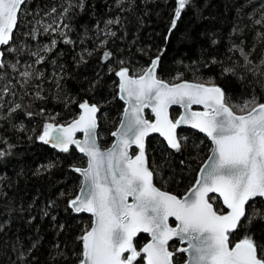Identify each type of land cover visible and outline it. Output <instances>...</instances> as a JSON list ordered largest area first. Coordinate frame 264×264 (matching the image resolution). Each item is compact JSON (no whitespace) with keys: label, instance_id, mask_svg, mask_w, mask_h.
I'll list each match as a JSON object with an SVG mask.
<instances>
[{"label":"trees","instance_id":"1","mask_svg":"<svg viewBox=\"0 0 264 264\" xmlns=\"http://www.w3.org/2000/svg\"><path fill=\"white\" fill-rule=\"evenodd\" d=\"M71 3L74 7L65 13L69 0H26L13 38L2 50L6 67L0 68V151L8 154L0 158V264H21L14 245L27 250L34 242L24 264H78V237L91 226V218L75 214L68 202L81 186L73 169L86 160L74 147L58 152L37 137L45 123L66 125L75 120L79 104L88 101L99 108V144L109 146L124 108L115 75L121 67L139 75L159 57L156 75L165 82L214 84L226 93L230 105H243L252 97L264 103V0H189L175 28L177 0ZM110 19L119 23L109 25ZM46 45L50 51H42ZM36 52L44 57L41 63L32 55ZM104 52L111 56L105 59ZM17 61L14 71L10 65ZM23 71L33 74L28 83L19 75ZM6 86L10 91H4ZM16 104L21 109L9 114ZM145 114L152 119L148 110ZM179 114L178 108L170 110L173 120ZM177 137L180 151L158 136L149 137L146 156L154 184L180 197L196 181L211 144L191 129H179ZM214 207L225 213L218 198ZM253 208L264 213V201L246 205L249 214ZM245 235L264 246V220L256 219L230 239L235 243ZM147 240L139 234L134 242L139 249ZM178 248V242L169 246L173 252ZM184 261V253L176 252L174 263Z\"/></svg>","mask_w":264,"mask_h":264},{"label":"snow or ice","instance_id":"2","mask_svg":"<svg viewBox=\"0 0 264 264\" xmlns=\"http://www.w3.org/2000/svg\"><path fill=\"white\" fill-rule=\"evenodd\" d=\"M188 2L177 0L172 28L176 27ZM24 3L25 0H0V45H9L12 40L18 12ZM72 7L69 0L64 12ZM113 23L119 21H107L109 25ZM64 42L72 41L65 39ZM51 44L55 46L56 41ZM50 50L47 45L42 49ZM241 54L246 63H251L246 53ZM32 55L37 58L36 63L44 60L40 52ZM3 56L0 52V68L6 67ZM103 56L107 59L111 53L104 52ZM18 63L10 67L18 71ZM158 64L159 57L139 75H130L127 67L115 72L119 78L120 99L126 100L128 107L120 127L112 133L117 142L111 148L102 150L97 142L99 108L88 101L79 104L82 113L77 119L66 126L45 123L37 137L64 153L74 145L87 157L86 167L73 169L84 179L79 193L68 202L74 212H86L93 218L91 227L78 237L82 246L78 264H140L141 259L145 264H174L176 252L188 253L187 264H264V246L258 245L251 235L235 243L230 239L233 233L250 226L256 219L264 220V213L255 208L251 214L246 211V205L253 198H264V103L252 97L243 105H230L226 93L214 84L165 82L156 75ZM19 75L28 83L33 74L23 71ZM4 91H10V87L6 86ZM172 105L184 108L175 120L169 117L168 109ZM193 105H203L204 111H192ZM21 107L16 104L9 114ZM149 107L155 116L152 121L143 114ZM237 110L245 114H237ZM25 115L34 114L26 112ZM181 125H190L206 134L215 147L200 169L195 186L188 195L178 198L154 186L153 172L145 155V137L158 132L170 148L180 151L182 143L176 130ZM77 132L83 134V140L76 138ZM131 145L138 148L134 157L128 152ZM7 154L0 151V158ZM214 194L222 198L230 211L223 213L214 207L217 200ZM19 210L24 211L23 207ZM170 217L177 222L175 227L170 226ZM139 233L150 234L151 240L138 249L134 240ZM174 237L187 247L169 251L168 242ZM35 247V242L27 250L22 244L14 245L21 264Z\"/></svg>","mask_w":264,"mask_h":264},{"label":"water","instance_id":"3","mask_svg":"<svg viewBox=\"0 0 264 264\" xmlns=\"http://www.w3.org/2000/svg\"><path fill=\"white\" fill-rule=\"evenodd\" d=\"M26 1V0H25ZM23 5V4H22ZM22 5H21V7H22ZM21 7H20V9H21ZM20 11V10H19ZM18 14H19V12H18ZM15 30V29H14ZM14 32V31H13ZM5 47H7V45H0V52H2V50L5 48ZM156 59V58H155ZM154 59V60H155ZM151 66V65H150ZM149 66V67H150ZM157 68V67H156ZM146 70V69H145ZM143 73V72H142ZM117 79H118V85H119V78L117 77ZM179 83H181V82H179ZM191 83H193V82H191ZM120 93H119V87H118V98L120 99ZM120 101L123 103V105H124V108H123V113H122V116H121V119H120V122H119V124H118V126H117V128L115 129V131H117V129L120 127V124H121V120H122V118H123V114H124V110H125V108H127L128 107V103H127V101L126 100H122V99H120ZM172 108H178V109H180V114H179V116L180 115H182L183 114V112H184V108L182 107V106H180V105H172V106H170L169 107V109H168V112H169V117H170V110L172 109ZM146 110H148L149 112H150V114H151V116H152V119L150 120V121H152V120H154L155 119V116H154V114L152 113V111H151V108L149 107V108H145L144 109V116H145V118L146 119H148L147 117H146V114H145V111ZM192 111H204V108H203V105H193L192 106V109H191ZM82 113V109H80V113H79V115ZM79 115H78V117H79ZM97 115H98V112H97V114H96V119H97ZM179 116H178V118H179ZM77 117V118H78ZM76 118V119H77ZM171 118V117H170ZM177 118V119H178ZM172 119V118H171ZM149 120V119H148ZM72 122V121H71ZM71 122H69V123H71ZM68 123V124H69ZM67 125V124H66ZM65 125V126H66ZM98 125V124H97ZM179 129H191V130H194V131H197V132H199L200 134H202V135H204L207 139H208V141L210 142V144H211V149H210V152H209V155L207 156V158H206V160L204 161V163L202 164V166H201V168H203V166L205 165V163L208 161V158H209V156H211L212 154H213V150H214V147H215V145L212 143V141H211V139L209 138V137H207V135L206 134H204V133H201L198 129H194V128H192L190 125H181V126H179L178 128H177V130H176V132L179 130ZM97 131H98V127H97ZM114 131V132H115ZM151 136H158V137H160L164 142H165V144L170 148V146L167 144V141H166V139L163 137V136H161L160 135V133H158V132H151V133H149V135L147 136V137H145V155H146V141H147V139L149 138V137H151ZM76 138L77 139H80V140H83V134L82 133H80V132H77L76 133ZM97 138H98V135H97ZM112 142H111V144L109 145V146H107V147H102L100 144H99V141H98V139H97V142H98V144L100 145V147H101V149L102 150H107L108 148H111L116 142H117V138L116 137H113L112 136ZM39 141V140H38ZM39 142H41V141H39ZM42 143V142H41ZM46 145H48L49 147H51L52 149H55V150H57L58 152H61V151H59V149H57V148H54V147H52V145L51 144H46ZM71 147H74L76 150H77V152L79 153V154H81L84 158H85V160H86V163H85V165L84 166H82V167H79V168H84V167H86L87 166V157L83 154V153H81V152H79V150L74 146V145H72V146H70V148ZM172 149V148H171ZM128 152H129V155L130 156H132V157H134L137 153H138V148L136 147V145H131L130 147H129V149H128ZM146 160H147V156H146ZM147 164H148V162H147ZM200 168V169H201ZM200 169H199V172H198V174H197V178H196V180L198 179V177L201 175V173H200ZM150 170V169H149ZM79 174V173H78ZM80 175V174H79ZM80 177H81V184H82V182H83V177L80 175ZM196 182V181H195ZM195 182H194V184L189 188V190L185 193V194H183L182 196H180V197H184V196H186V195H188L189 194V192H190V190L195 186ZM153 184H154V182H153ZM154 186L155 187H157L155 184H154ZM81 187V186H80ZM158 188V187H157ZM159 189V188H158ZM79 190H80V188H79ZM161 191H164V192H168V191H165V190H162V189H160ZM78 193H79V191H78ZM168 193H170V192H168ZM170 194H172V193H170ZM173 195H175V194H173ZM210 195H213V194H210ZM214 195H216L217 196V198L221 201V203H222V198L221 197H219V195L218 194H214ZM178 197V196H177ZM180 197H178V198H180ZM255 199H262L263 201H264V198H261V197H256V198H253V200H255ZM253 200H251V201H253ZM250 201V202H251ZM222 205H223V203H222ZM223 207H224V209H225V213H227L228 211H230L229 209H227V207L225 206V205H223ZM72 210V209H71ZM73 211V210H72ZM74 212V211H73ZM75 214H85V215H88L90 218H91V224H92V216H91V214H89V213H76V212H74ZM176 221L174 220V218H169V224H170V226H172V227H175V225H176ZM91 227V226H90ZM89 227V228H90ZM139 234H144V235H146L147 237H148V240H147V242L146 243H148L150 240H151V236H150V234H148V233H139ZM139 234L137 235V237L139 236ZM136 237V238H137ZM135 238V239H136ZM174 242H178L179 243V245H180V248H182V247H187V244L186 243H184V242H181L180 241V239L179 238H177V237H174L172 240H170L168 243H169V246L172 244V243H174ZM145 243V244H146ZM143 247V246H142ZM170 251V250H169ZM181 253H183V252H181ZM184 255H185V261L184 262H182V263H180V264H187V261H188V253H184ZM144 264H145V262H144ZM175 264V263H174Z\"/></svg>","mask_w":264,"mask_h":264}]
</instances>
